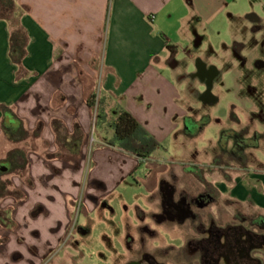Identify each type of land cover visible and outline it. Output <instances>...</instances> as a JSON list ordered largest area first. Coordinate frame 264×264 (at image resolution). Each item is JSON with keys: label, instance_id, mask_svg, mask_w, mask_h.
<instances>
[{"label": "crops", "instance_id": "crops-1", "mask_svg": "<svg viewBox=\"0 0 264 264\" xmlns=\"http://www.w3.org/2000/svg\"><path fill=\"white\" fill-rule=\"evenodd\" d=\"M251 1L264 0L15 1L28 44L21 66L13 64L11 29L0 19V160L18 149L26 167L2 177L19 197L0 198V264L53 260L76 203L81 201L87 222L143 166L150 173L136 184L138 222L148 224L162 183L175 180L178 191H211L224 203L252 206L248 214L264 218L261 172L241 167L233 175L227 163L205 180L159 158L139 161L108 144L112 131L104 125L90 146L96 128L94 108L86 104L98 86L105 113L120 107L157 142L163 140L187 116L188 102H195L188 86L183 90L181 48L193 37L196 46L210 34L231 39V29L234 38L250 36L258 19L248 14ZM20 126L26 136L12 141Z\"/></svg>", "mask_w": 264, "mask_h": 264}, {"label": "rangeland", "instance_id": "rangeland-1", "mask_svg": "<svg viewBox=\"0 0 264 264\" xmlns=\"http://www.w3.org/2000/svg\"><path fill=\"white\" fill-rule=\"evenodd\" d=\"M248 8V14L258 18L252 21L250 36L234 38L231 29V39L230 35L210 34L196 46L193 37L191 45L181 48L179 58L187 67L182 74L187 83L183 90L188 86V93L195 102H188L187 116L179 120L171 134L158 142L160 147L151 158L174 164L178 171L188 170L205 180L227 163L231 165V171L242 167L264 175V1H251ZM243 18L237 23L241 24ZM199 64L206 72L215 71L214 76L200 75ZM207 87L215 98L212 104L203 103L200 98ZM98 90L99 87L94 86L97 96L92 129L100 100ZM103 128L100 124L96 127L89 140L90 146ZM63 136L65 134L60 137ZM149 171L141 167L136 175L105 199L107 207L101 204L96 212L89 213L87 222L80 215L82 203L77 202L64 243L51 256L53 260H45L44 264H127L138 258L142 249L140 241L145 250L151 252L169 243L183 247L185 238L193 235L188 224L160 226L149 217H146L148 224L134 220L137 211L134 205L140 204L136 184ZM235 173L232 171L233 175ZM217 204L221 224L231 221V225L250 227L248 222L241 223L238 215L250 218L249 215H254L248 214L252 206L247 204L242 208L222 200ZM154 208L158 212V206ZM151 210L149 206L148 211ZM142 226L149 227L156 235L152 237L142 231L139 228ZM179 249L173 253H178Z\"/></svg>", "mask_w": 264, "mask_h": 264}, {"label": "flooded vegetation", "instance_id": "flooded-vegetation-1", "mask_svg": "<svg viewBox=\"0 0 264 264\" xmlns=\"http://www.w3.org/2000/svg\"><path fill=\"white\" fill-rule=\"evenodd\" d=\"M198 67L200 75L212 77L215 74L213 70L206 72L201 64ZM200 98L203 103L215 102L210 87ZM175 182L162 183L159 210L150 217L160 226L188 224L193 235L182 240L181 248V245L169 243L165 247L154 248L152 252L145 250L144 243L140 241L142 249L138 258L127 264H264L263 217L238 215L241 223L248 222V228L231 225V221L221 224L218 197L207 190L189 195L178 191ZM141 230L152 237L156 235L149 227L142 226ZM176 248L180 249L175 254Z\"/></svg>", "mask_w": 264, "mask_h": 264}, {"label": "trees", "instance_id": "trees-1", "mask_svg": "<svg viewBox=\"0 0 264 264\" xmlns=\"http://www.w3.org/2000/svg\"><path fill=\"white\" fill-rule=\"evenodd\" d=\"M23 10L18 7L14 0H0V19L6 21L11 29L9 40L10 59L13 64L21 66L26 55L28 36L20 23ZM90 109L95 108V96L86 100ZM113 116V117H112ZM54 123L55 130L58 127ZM112 131L109 145L116 147L119 151L136 157L139 161H146L160 147V144L137 122L127 111L120 107H114L112 112L105 113L101 100L98 101L95 116V128L98 125ZM57 127V128H56ZM17 137H10L12 141L21 140L26 136L22 127H19ZM26 167L25 154L18 150H12L8 156L0 160V198L12 196L19 197V193L11 189L9 181L2 180L3 176L13 173H23Z\"/></svg>", "mask_w": 264, "mask_h": 264}]
</instances>
